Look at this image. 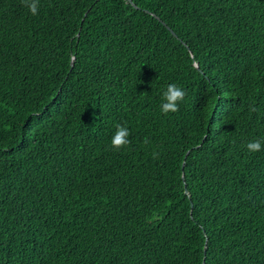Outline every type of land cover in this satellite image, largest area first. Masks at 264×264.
<instances>
[{
	"label": "trees",
	"instance_id": "trees-1",
	"mask_svg": "<svg viewBox=\"0 0 264 264\" xmlns=\"http://www.w3.org/2000/svg\"><path fill=\"white\" fill-rule=\"evenodd\" d=\"M257 138L264 0H0V264H264Z\"/></svg>",
	"mask_w": 264,
	"mask_h": 264
},
{
	"label": "clouds",
	"instance_id": "clouds-1",
	"mask_svg": "<svg viewBox=\"0 0 264 264\" xmlns=\"http://www.w3.org/2000/svg\"><path fill=\"white\" fill-rule=\"evenodd\" d=\"M22 4L32 15L38 14L40 0H22ZM185 96L186 91L181 86L175 83L167 85L161 96V112L167 115L170 112L175 113L179 111V104L184 100ZM114 128L115 131L111 136V147L115 150H120L130 145L131 141L129 140L130 132L128 127L126 125L117 123ZM143 143L148 145L150 141L146 137ZM246 149L250 153L264 150V138H257L249 141L246 144ZM159 155L160 154L158 151L152 152L153 159H158Z\"/></svg>",
	"mask_w": 264,
	"mask_h": 264
}]
</instances>
